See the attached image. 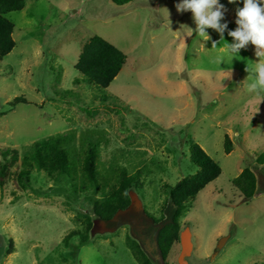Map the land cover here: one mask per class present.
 Returning <instances> with one entry per match:
<instances>
[{"label":"rangeland","instance_id":"obj_1","mask_svg":"<svg viewBox=\"0 0 264 264\" xmlns=\"http://www.w3.org/2000/svg\"><path fill=\"white\" fill-rule=\"evenodd\" d=\"M179 2L134 0L117 7L112 0H26L23 11L8 15L16 47L0 60V149L19 151L20 161L0 186V264H139L128 237L151 264H181L182 247L164 259L159 236L176 216L166 186L198 172L191 139L222 175L180 220L182 233L191 235L187 264H264V165L258 163L264 91L249 92L247 71L248 63L258 62L256 46L249 43L232 58L227 31L225 41L211 28V39L198 37L192 13H179ZM221 3L235 30L242 0ZM96 36L127 56L108 89L85 83L75 68ZM17 98L25 102L13 104ZM57 135L70 136L72 161L86 145L100 142L101 171L145 170L142 188L129 192L128 210L102 221L94 215L101 195L93 190L76 194L67 179L53 181L37 170L30 184L19 182L25 151ZM247 168L258 186L256 196L244 201L233 181ZM87 218L94 225L90 242L81 246L74 237L66 245Z\"/></svg>","mask_w":264,"mask_h":264},{"label":"trees","instance_id":"obj_2","mask_svg":"<svg viewBox=\"0 0 264 264\" xmlns=\"http://www.w3.org/2000/svg\"><path fill=\"white\" fill-rule=\"evenodd\" d=\"M134 0H112L117 7H124ZM26 0H0V60L8 56L16 47L14 40L15 24L8 18L11 13L21 12ZM127 63L126 54L102 37L96 36L83 47L76 63V70L84 77V82L108 89L119 76ZM79 84V82H77ZM25 102L17 98L13 104ZM70 136L57 135L34 143L25 151L18 173L19 182L30 184L32 173L45 172L53 181L67 179L76 194L91 190L101 195L95 204L94 215L102 221H112L119 212L131 206L130 190L142 188L145 170L138 169L130 174L126 168L113 167L103 172L99 167L100 142H91L81 151L79 160L72 161L68 150ZM191 162L198 169L195 175L184 178L175 186H166L176 208L172 224L164 227L159 236V246L166 259L167 254L177 244L181 247V218L192 208L197 196L208 185L222 175V168L193 139L190 140ZM225 152L230 154L232 142L225 138ZM20 161L19 151L0 149V186L4 187L5 178L13 166ZM264 165V154L258 159ZM234 187L241 193L244 201L253 199L257 194L258 181L255 173L247 168L233 181ZM157 222V221H156ZM93 221L87 218L82 228L70 233L65 239L66 245L74 237L80 238V245L90 242ZM12 243V242H11ZM127 244L139 264H151L141 246L130 237ZM12 246V245H11ZM10 247L9 254L13 251Z\"/></svg>","mask_w":264,"mask_h":264},{"label":"clouds","instance_id":"obj_3","mask_svg":"<svg viewBox=\"0 0 264 264\" xmlns=\"http://www.w3.org/2000/svg\"><path fill=\"white\" fill-rule=\"evenodd\" d=\"M238 0H228L229 4H236ZM243 7L236 9L235 30L229 29L226 20V8L221 0H180L176 4L179 13L191 12L196 24L197 36L207 41L210 38L207 29L211 28L219 33L221 41L224 34L233 38V42H227L226 48L232 58L239 55L241 49L249 43L255 45V55L258 62L248 63L247 71L250 73L251 83L249 92L259 94L264 91V0H242ZM193 30V29H192ZM217 43H212L216 48Z\"/></svg>","mask_w":264,"mask_h":264},{"label":"water","instance_id":"obj_4","mask_svg":"<svg viewBox=\"0 0 264 264\" xmlns=\"http://www.w3.org/2000/svg\"><path fill=\"white\" fill-rule=\"evenodd\" d=\"M181 247V264H187L186 260L192 253L191 235L189 230H186L181 234Z\"/></svg>","mask_w":264,"mask_h":264}]
</instances>
